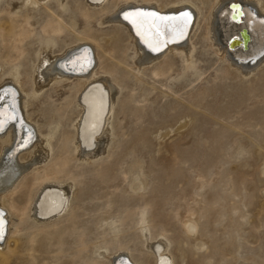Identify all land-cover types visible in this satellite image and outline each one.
<instances>
[{
	"label": "rangeland",
	"instance_id": "rangeland-1",
	"mask_svg": "<svg viewBox=\"0 0 264 264\" xmlns=\"http://www.w3.org/2000/svg\"><path fill=\"white\" fill-rule=\"evenodd\" d=\"M22 1L0 0V76L17 71L28 94L45 43L53 40L57 57L89 32L99 47L97 71L116 80L120 93L109 145L96 158L74 152L77 79L61 78L29 96V122L40 135L52 131L51 151L2 193L23 212L8 219L0 264H108L121 248L151 264L142 227L151 240L167 238L175 264H264V62L244 74L210 45L216 0H189L200 12L186 39L191 64L173 51L142 67L129 31L102 22L124 0ZM47 22L60 32H45ZM32 132L34 141L16 156L21 164L37 156ZM47 168L73 189L64 212L37 221L39 185L31 188V181ZM103 248L109 258L97 254Z\"/></svg>",
	"mask_w": 264,
	"mask_h": 264
},
{
	"label": "bare ground",
	"instance_id": "bare-ground-1",
	"mask_svg": "<svg viewBox=\"0 0 264 264\" xmlns=\"http://www.w3.org/2000/svg\"><path fill=\"white\" fill-rule=\"evenodd\" d=\"M44 1L46 0H23L22 2L36 4ZM105 1L86 0L91 6L101 5ZM150 2L152 1L142 0L140 3H135L133 0H124L112 11L113 16H104L102 22L116 21L129 31L136 48L135 62L138 66L152 63L159 58L158 56H164L163 54L173 51L184 54V62L189 64L193 46L186 39L194 17L195 23L192 28L196 26L200 14L198 8L189 0L175 1L166 6L158 2L149 5ZM232 4L238 5L231 9ZM138 9L146 13H156L157 16L125 19V13H132ZM237 11L238 15L233 18V14ZM83 13L86 17L90 16L87 11ZM182 13L188 14L187 24L182 34L178 33L172 21H161L158 18L179 17ZM243 28L247 29L250 36L248 48L246 50L243 47L230 48V40L239 37V32ZM60 29L61 27L53 22H47L44 26L45 32L52 34L60 32ZM207 34L210 45L216 47L218 54L234 64L242 73H251L257 64L264 62L263 1L216 0L214 8L210 11ZM52 45L53 40H48L38 53L28 94L24 92L23 86L17 80V71L7 76L11 82H4L7 78L0 76V139L3 138L0 149V256L3 253L1 245L6 240L4 237L8 228V219L13 212H16L15 210H19V214L22 211L16 204L7 203L2 193L9 189L23 170L44 162L51 151L52 131L50 130L46 135H40L38 127L29 122L30 115L27 113L29 96L35 97L48 84L56 83L61 78L77 79L74 85L75 102L80 107V112L77 120L73 121L75 154L80 158L88 155L96 158L108 147L112 136L110 121L114 104L120 93V86L116 80L113 81L114 79L110 78L109 74L104 73V70V72L97 71L100 65L99 47L89 32H86L61 56H53ZM249 61L253 64H248ZM189 67L191 68L192 65ZM28 126L38 133L39 143L34 147L37 156L30 164H21L16 156L34 141L33 130L31 131ZM57 173V169L47 168L41 174L34 176L31 181V188L35 184L39 185L32 207L37 221L55 217L67 209L73 183L58 180ZM192 229L194 230L195 227ZM142 230L145 248H148L153 256L151 264H175L176 260L173 253L169 251L167 238L161 236L151 240L147 230L143 227ZM103 249H99L97 254L109 258L107 250ZM121 249L122 252L109 258L108 264H145L134 259L126 248Z\"/></svg>",
	"mask_w": 264,
	"mask_h": 264
},
{
	"label": "snow or ice",
	"instance_id": "snow-or-ice-1",
	"mask_svg": "<svg viewBox=\"0 0 264 264\" xmlns=\"http://www.w3.org/2000/svg\"><path fill=\"white\" fill-rule=\"evenodd\" d=\"M124 15H125V19H130L134 17L139 18V17H146V16H153V17L157 16L156 13H146L139 9L132 13H125ZM158 18L161 21H172L175 24L178 33L182 34L184 30V26L187 24L188 14L182 13L179 17H162L161 16Z\"/></svg>",
	"mask_w": 264,
	"mask_h": 264
},
{
	"label": "water",
	"instance_id": "water-1",
	"mask_svg": "<svg viewBox=\"0 0 264 264\" xmlns=\"http://www.w3.org/2000/svg\"><path fill=\"white\" fill-rule=\"evenodd\" d=\"M238 4L234 5L232 4L230 6V8L232 9L233 6H237ZM235 15H238V11L236 12V14H233V18ZM250 42V36L248 34L247 29L243 28L240 32H239V37H236L232 40H230L229 42V46L230 48H238V47H243V49H247L248 48V44Z\"/></svg>",
	"mask_w": 264,
	"mask_h": 264
}]
</instances>
